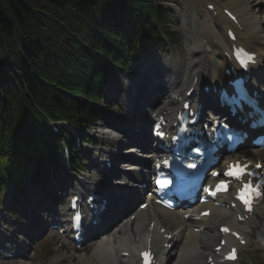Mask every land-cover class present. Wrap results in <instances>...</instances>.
Masks as SVG:
<instances>
[{
  "label": "trees",
  "instance_id": "trees-1",
  "mask_svg": "<svg viewBox=\"0 0 264 264\" xmlns=\"http://www.w3.org/2000/svg\"><path fill=\"white\" fill-rule=\"evenodd\" d=\"M120 3L138 15L158 14L161 19L166 15L146 0H0V162L10 177L15 176L10 173L15 168L16 176L26 173L24 163L36 147L29 121L36 118L30 123L37 124L40 117L29 104L28 91L52 118L75 119L74 114L84 108L62 90L81 95L99 84L102 66L126 69V49L134 48L132 37L102 33L106 27L117 29L113 24ZM79 32L87 39V53L79 47ZM135 39L147 44L161 41L150 28ZM89 53L103 57H99L100 65L91 61ZM44 58L45 66L40 62ZM32 70L46 79L44 84L36 82ZM24 78L33 80L26 83ZM18 91L28 106L19 111L13 108Z\"/></svg>",
  "mask_w": 264,
  "mask_h": 264
},
{
  "label": "bare ground",
  "instance_id": "bare-ground-1",
  "mask_svg": "<svg viewBox=\"0 0 264 264\" xmlns=\"http://www.w3.org/2000/svg\"><path fill=\"white\" fill-rule=\"evenodd\" d=\"M234 1L239 3V12L234 13L237 14L240 23L243 26L242 36L244 39L242 41V45H245L249 50H254L258 47L257 52L259 58L264 61V46L260 45L261 43H264V15L260 13L261 1L233 0L231 3L232 6L237 5ZM180 2L183 3L184 11H188L190 7H187L191 5V9H193L190 16L183 17V22L186 27H191L188 31H185V43L188 45V50H186L187 65H185L184 68H187V71L185 72L183 78H181L178 77V72L174 73L171 69L159 70V73H162L161 78H163V75L165 74L166 78H168L165 88L161 90L162 96L165 93L164 97L160 98V107H158V111L161 112H167L171 108H175L177 106L178 102L176 103V101L179 96H181L183 90L193 81V78L197 77L200 79L201 77H204L205 79L217 80L219 79L223 69L226 67V60L222 57V55H220V53L222 54V50L225 48V39L222 29L225 26L232 27L229 20L219 13L214 21L206 14L205 10H203L200 5V2L197 0H181ZM194 8L196 12L194 11ZM186 14L187 12H185L184 15ZM217 19L220 20V23ZM245 39L252 44L247 45ZM213 40H215V43H213ZM190 47L191 49H189ZM212 59L217 60V64L215 66L211 63ZM260 72L264 75V66H260ZM159 73H156V75ZM126 80L127 79H124V81ZM175 81H182V85H174L173 83H175ZM149 98L153 99V96L149 95ZM99 136L102 140L110 141L115 145L119 144L116 137L110 138L106 134L102 133H99ZM248 152L250 159L258 160L260 164L264 165L263 152ZM238 157L241 156L237 154L235 158ZM95 167H97V165H95ZM94 173H96L97 176H84L82 184L76 183V185L79 186L78 188L82 190L102 188L100 184L101 180L98 178V174H103L104 170H96ZM224 204L226 205V203ZM123 207L124 206H122V208ZM43 208L49 212L50 205L45 203ZM151 208L152 209H150L149 215L138 211L135 213L134 220L132 222L129 220H122L118 226L115 225V229L111 235L106 236V233L103 239L93 243L94 249L92 253L88 257H84V259L90 264H114L120 260L119 258H115L118 256L116 254L119 250L124 251L127 249L126 251L134 254V252L140 251L145 246L148 238H151V244L154 247H159L156 244V241L161 245L164 243L161 236L156 232L157 227L160 226L159 229H161V227L166 228L168 232L174 233V242L176 244L173 254L171 252L170 255V252L164 253L160 249L161 257L168 256V259L165 260V264H201L202 261L205 263L207 260L204 253L210 251L216 239L219 238L217 232L215 233L216 224H226L230 227L238 229L242 233L245 229H250L253 224L256 226L261 225L262 229H264V205L258 207L252 218L243 225H238L232 217L234 212H236V209L226 210V208L217 209L211 207L212 215L210 219H203L201 223H194L190 220L191 216H189L188 219L184 218L185 214H189L188 212L167 213L160 212L153 207ZM59 212L62 214V208L59 209ZM110 215L112 214H109V217L107 218L111 221ZM47 218H49V215ZM112 221L115 222V220ZM106 223L109 222H105V224ZM152 226L153 229L149 232L148 230ZM199 226H202L205 229L199 233L194 232V230ZM39 228L40 224L34 227V230L32 231L33 236L38 233ZM146 231H148V233ZM115 235L117 236L115 237ZM22 243L16 244V248L18 250L15 249L11 243L8 245L14 254L20 256L15 262L16 264H28L27 260L23 258L26 247L24 243ZM112 248L117 250L114 251ZM128 262L132 263L134 261Z\"/></svg>",
  "mask_w": 264,
  "mask_h": 264
},
{
  "label": "rangeland",
  "instance_id": "rangeland-1",
  "mask_svg": "<svg viewBox=\"0 0 264 264\" xmlns=\"http://www.w3.org/2000/svg\"><path fill=\"white\" fill-rule=\"evenodd\" d=\"M159 2H161L162 4H165L166 6L170 7L173 9V11L175 12V17L178 19V22H179V25L177 26L176 24V27H175V32H174V36H173V39L175 40V42H177V45H176V51L178 53H181V57H183L184 55L182 54V52L184 53V35H183V27H182V9L184 8L183 7V4L180 2L181 0H158ZM184 1H188V0H184ZM191 1H194V0H191ZM206 2H210V3H214V0H205ZM217 1H220L222 4L224 5H227L228 7H232L234 11H237L239 12V3L234 1L237 5L236 6H232V1L233 0H217ZM192 5L190 6V8L188 9V14H190L192 12L193 9H191ZM236 7V8H235ZM194 11H195V8H194ZM196 12V11H195ZM194 12V13H195ZM259 17V16H258ZM186 28V27H185ZM113 113H115L113 110H109ZM39 217V216H38ZM23 224V223H22ZM255 227V226H254ZM9 228V227H8ZM264 233V232H263ZM262 233V234H263ZM50 237H52L50 235ZM49 237H45L44 241H41V243H39L38 245H34L32 244L31 245V249L29 250V254H30V258L29 256H26V260H28L27 262L29 263V259H31V255H32V249L35 247L34 249V258L32 260V264H35L37 262H46L47 258L49 256L52 255L51 259L53 258V256L58 252L56 251V244L57 242H59V237L54 234L52 239ZM94 247H88L85 250L86 253H88L89 255L91 254L92 250H93ZM60 252H62V250L60 249ZM24 256V255H23ZM264 260V259H263ZM0 264H3V263H0ZM5 264H16L15 262L13 263H5ZM238 264H242V262L238 263ZM244 264V263H243Z\"/></svg>",
  "mask_w": 264,
  "mask_h": 264
},
{
  "label": "snow or ice",
  "instance_id": "snow-or-ice-1",
  "mask_svg": "<svg viewBox=\"0 0 264 264\" xmlns=\"http://www.w3.org/2000/svg\"><path fill=\"white\" fill-rule=\"evenodd\" d=\"M257 167H260V165H256ZM189 167H194V165H189ZM247 168V165L244 166H239V165H234V166H230V171L225 172L224 175H235L238 178L245 174V169ZM218 189L225 187L224 182L221 181V183L219 185H217ZM250 190V185L245 184L244 185V190L241 191L239 198L247 205L249 203L248 199L246 198V192ZM207 214V213H205ZM225 232H228L227 228L222 229ZM234 251V250H233ZM144 256V260H145V264H149V253L145 252L143 253Z\"/></svg>",
  "mask_w": 264,
  "mask_h": 264
}]
</instances>
